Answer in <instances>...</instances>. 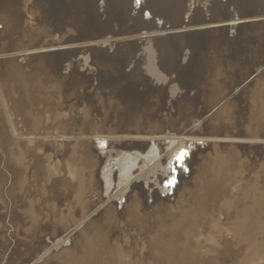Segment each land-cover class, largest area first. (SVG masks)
I'll list each match as a JSON object with an SVG mask.
<instances>
[{
    "label": "bare ground",
    "instance_id": "bare-ground-1",
    "mask_svg": "<svg viewBox=\"0 0 264 264\" xmlns=\"http://www.w3.org/2000/svg\"><path fill=\"white\" fill-rule=\"evenodd\" d=\"M27 1L0 0V46L8 50L19 48L18 52L0 55V70L3 69L6 58L13 60L21 56V60L25 61V65L21 64V67L30 63H34L39 70L47 67L49 72L60 78L59 83L65 89L75 86L86 89L95 82L97 89L108 90L102 95L103 104L108 108L123 107L130 110L150 104L149 99L156 97L160 102L167 91L178 99V105L183 106L182 108H192L201 95L202 98H208L211 104L215 103L220 96L229 92V86L234 88V68L246 56L247 45L242 47L240 44L242 53L236 54L239 47L233 36L229 35L230 29H234V36L238 35L237 41L242 40V43H250L253 37L263 40L262 47L259 46L260 52L245 58L254 59L255 56L259 65L264 64V0H102V6L95 3L99 0H30V6ZM23 6H26L24 11ZM154 17L157 18L156 21L152 20ZM33 20L38 21L37 25L34 22V30L23 28V24H31ZM49 21L53 26L48 25ZM25 31L30 33L24 47L14 39ZM51 33L60 35V38L52 37ZM63 33L70 34L64 36ZM140 35L145 38H140ZM22 47L24 48L19 52ZM65 61L68 62L65 67L67 72L61 75V66ZM79 67L82 72L78 70ZM259 67H256L258 73L253 83H249V91L256 98L264 97V85L261 91L255 93L252 90L254 83L264 79V69L260 70ZM190 90L194 92V97L188 95ZM161 92H164L163 96ZM82 97L85 98L87 107H81L79 116L72 118L80 124L87 119L89 107L94 106L92 96L82 94ZM235 104L225 101L209 121H206L208 118L191 120V123H202L204 126L202 131L195 133L192 130L195 136H189L188 133L185 136L174 133L129 134L131 132L93 134L95 132L91 130L75 135L22 134L16 130L0 90V111L7 118V126L15 137L16 148L25 149L21 152V158L26 159V163H30L36 171H40L41 177L51 182L54 188L60 184L66 187L67 194L64 197L53 189L47 200L57 199V205L67 200L66 206L71 207L70 210L78 206L80 213L79 219H74L76 222L72 229L64 235L57 231L51 239L57 235L62 236L52 244L37 241L28 254L32 256L39 250H43V254L31 264H51L52 261L59 264L72 263L76 259L73 256L78 248L92 257L96 250H100L101 245L97 249L98 244L103 242L100 237L102 228H112L118 217L122 216L139 229L144 222L142 213L146 203L152 206L154 218H162V214L169 215V211L174 208H170L171 201L168 198L187 177L182 173L181 167L185 169L195 160L198 164L199 161L202 162L198 178H191V186L182 190V193L178 192L174 199L178 205L174 211L179 215L176 214L175 219L173 217L175 222L171 225L177 228L180 224L195 221L196 216L198 219L206 218L212 213L210 210L213 204L225 196L226 190L229 188L231 193L237 186V154L242 150L260 157V160L264 159L261 154L264 153V136L227 134L224 125L219 132H208L211 120L216 119L225 124L221 115L223 112L232 113L231 109ZM179 110L182 112L181 108ZM192 113L187 111L181 115L180 120L185 126L189 123L190 116H193ZM37 150L40 152L36 153ZM193 169L194 167L191 172ZM177 178L178 183L175 184ZM1 180L2 177L0 195ZM14 187H7L5 196L10 195ZM237 187L232 194L240 198V189ZM161 190L166 193L162 194ZM257 197L252 203V211H240L229 227L219 226L220 222L212 219L214 222L208 227L212 232L204 231L198 235V245L194 252L204 253L208 250L207 246L213 249L215 237L227 234L246 241L262 238L256 247H250L239 264H264V255H255L257 249L264 250V190ZM114 198H123V204H118ZM173 206L175 207V203ZM39 208H28L26 215L21 216L24 220L20 224L34 225L40 216ZM218 212L225 213L221 205L218 206ZM217 217L220 218L218 215ZM1 222L2 232L4 227ZM74 228H78V232L71 235L72 238H67L69 246L60 245V241ZM0 241L2 242L1 236ZM5 246H8L5 242L1 244V247ZM115 249L117 253L112 256V261L118 263L123 252ZM16 254H10V261L14 260ZM29 256L19 264L27 262ZM80 260L84 261L82 257ZM108 263L114 264L110 261Z\"/></svg>",
    "mask_w": 264,
    "mask_h": 264
},
{
    "label": "rangeland",
    "instance_id": "rangeland-1",
    "mask_svg": "<svg viewBox=\"0 0 264 264\" xmlns=\"http://www.w3.org/2000/svg\"><path fill=\"white\" fill-rule=\"evenodd\" d=\"M27 2L28 6H30V0ZM95 3L101 6L103 5L102 0L95 1ZM132 5L134 6V3ZM25 7H22L23 11ZM34 11L36 12L37 10ZM37 15L38 14L36 13V17ZM143 18L146 17L144 16ZM149 19H151V17H149ZM152 20L156 21L157 18L154 17ZM253 20L254 19H252V21ZM34 22L37 25L38 21L33 20L31 24L28 22L23 24V28L26 30H34ZM42 24L48 28L44 22ZM48 25L53 26L51 21H49ZM231 25L233 24L231 23ZM67 29L70 30V28ZM29 33V31H25L23 34H18L17 36H19V38L15 37L16 39L14 40L21 46H24V43L29 39L27 38ZM69 34L63 33L64 36H68ZM229 35L233 36L232 38L234 42L236 41L235 43L239 47H237V55L242 53V47L244 45H247V50L245 51L246 56H249L250 54L253 56L258 51L260 52L261 49L259 48L263 45V40H261V38L256 39L253 37V40L250 39V43H245V41L242 43V40L237 41L239 38L238 35L237 37L234 36V29L229 30ZM59 36L60 35L58 34H52V37H55L56 39L60 38ZM140 38L145 37L144 35H140ZM240 44L242 47H240ZM24 47L20 48L21 50L19 52H21ZM0 48L1 56H5L7 53L15 51L18 52L19 49L15 48L14 50H8L2 46H0ZM246 56H243L244 58L242 57L241 60L236 63V65H238L234 68L235 71L233 70L234 88L229 86V92L222 95L223 99L222 96H220L221 98L219 99L221 100L218 99L215 103L211 104V102L207 100L208 98H202L203 95H201L197 98V102L194 106H192V108H182L183 106H179L178 99L175 98V96L169 91H167L164 98L160 97V102H158V97L150 98V102H148L150 104H143V107L141 106L130 110L123 107L117 109L108 108L104 106V98L102 96L105 92H108V90L103 88L97 89L95 82H93L92 85L86 89L81 86L65 89L59 83L61 81L60 78L49 72L47 67L39 70L35 68L34 63L21 67V64L25 65V61L21 60V56L13 60H8V58H6V63L4 62L3 69L0 70V90L6 102L10 117L14 122V126L16 127V130L22 134L38 133L46 135H75L80 134L82 131L91 130L95 132H92L93 134H104L105 132H131L129 134L137 133L152 135L153 133H174L185 136L188 133L190 134L189 136H195L196 131H202L204 126L202 123L201 125L197 122L191 123V120L199 118H204L206 120L208 118L206 121H209L219 107L225 103V101L226 103L231 101L233 104L236 103L233 105V109H231L232 113L223 112V115H221V119L225 122V124L222 121L219 123L216 119L213 121L211 120L212 122H209L210 125L207 129L208 132H219L224 125L226 127L225 133L227 134L233 133L237 136L252 135V137H256L257 135L264 136V97H253L254 95H252V91H249V83L250 85L253 83V80L258 73V71H256V67L260 66L259 69L261 68L260 70H262L264 69V64L259 65V61H257L255 56L254 59H246ZM67 63L68 62L65 61L62 64L60 70L61 75L67 72L65 69ZM78 70L82 72L81 67H79ZM258 81V83H254L252 86V90L255 93L256 91H261V88H263L262 85H264V79H260ZM193 91L190 90L188 95L194 97L195 91ZM82 94H84V96H92L91 98L94 100V106L89 107L88 110L90 112H87L86 114L87 119L80 124L72 118H77L79 116L81 107H87L86 100L82 97ZM160 94L163 96L164 92H161ZM180 108L182 109V112H180ZM234 109L236 110L234 111ZM184 111L185 113L187 111H192L194 113H192L193 116H190L191 118L189 119L187 126H185L180 120L181 115L185 114ZM6 120L7 118L5 119L4 115H2V112L0 111V177H2L1 181H3L1 184L2 194L0 195V222L2 221L1 224L4 227L2 232L0 231L2 239V242L0 241V243L3 245L5 242V244L8 245L7 247H1L0 244V264H19L22 259L28 257L29 255L30 256L27 262H24V264H31L32 262L35 263L38 258L42 257L43 254V250H39L32 256L31 254H28L31 249L33 250L37 241L39 242L43 240L46 241L48 245L52 244L56 241V239L60 238L72 229L76 222L74 219H79L80 213H78L77 210L78 206H75L73 210H70L71 207H68L65 204L67 203V200H63L62 202L64 203L61 202L60 205H57V199L47 200V197L52 194L51 190L53 189H55L61 197H64V195L67 194L66 187L63 184H60L58 187L54 188L51 182L44 180L41 177L39 173L40 171H36L30 163H26V159L21 158V152L25 149L19 150V148H16L14 143L15 137L12 132H9L11 129L7 126ZM190 129L191 131L195 130V133L193 131L191 132ZM39 152L40 150L36 151V153ZM18 153H20V156H18ZM36 153L35 155H38ZM261 154L264 155V153ZM236 160L239 165L236 168L235 173L237 176L235 179L236 185L238 186L236 187L240 189V198H237L236 194H232L236 187L233 191H231V193L228 188L225 196L217 203L213 204L210 210L212 213H209L206 218L198 219L196 216L195 221L192 220L191 223L180 224L177 228L171 225L175 222L173 217L175 219L176 214L177 216L179 215L177 211H174L178 205L174 199L177 194L182 193V190L191 186V181L198 178V172L202 162L200 163L199 161L198 164L196 160L192 161L191 165L185 169L184 167H181L182 173L186 175L189 180H187L188 178L186 177L184 182L177 186L175 193L173 192L170 194L168 198L171 201L170 208L174 209L169 211V215L166 216L162 214V218H154L152 214V206L146 203L144 205V212L142 213L144 222L139 229L131 225L127 219H124L125 217H118L116 224H113L112 228H102L100 237L103 242L101 241L102 243L98 244L97 249L100 245L101 246L99 247L100 250H96V254H92L93 256L91 257V254H88L83 250L81 252L80 248H78V252L74 251L75 256L73 257L76 258L75 261L72 263L68 262L67 264H110L108 263L109 261L114 263L112 261V256L117 253L115 248H117L120 253L121 251L123 252V257L120 261H118L119 264H239L244 255L250 251V247H256L260 243L259 239L262 238H253L246 241L242 238L235 237L232 234H227L226 236L221 237L213 236L215 237V243L212 245L213 249H210L209 246H207L208 250L204 253L200 252V254L197 252V254L196 251L194 252V248L198 245L196 242L198 240V235L204 231L208 233L211 230L212 232V229L208 227H210L214 221H219L221 223H219V226L229 227L232 225L235 216L240 214V211H252V203L256 198H258L257 196L261 195L262 190H264V159L260 160V157L245 153L241 150V152L237 154ZM205 163L208 164V161L205 160ZM192 167H194V169L191 172ZM136 179L137 178L135 177L134 180ZM174 183H178V178L174 181ZM11 185L15 186L14 190L10 195L8 194V196H5V189H8ZM164 191L165 190H161L160 192L165 194L166 191ZM123 192L127 191L123 190ZM185 197L187 198V196ZM49 200L50 202H48ZM116 201L118 204H123L122 202H124V199L119 198L116 199ZM172 203L173 205L175 203V207ZM219 205H221L225 213L218 212ZM33 206L41 208V210L39 208L40 216L38 221L34 225H29L24 221L23 223L26 224L24 226L21 225V222L24 220L22 217L26 215L25 211H28ZM16 213L17 215L20 213L18 217L21 219L17 217ZM217 215L220 218H218ZM64 216L65 218H63ZM212 219L214 221H212ZM17 222H19V224ZM20 226H23V229ZM78 228H74L69 233L70 235L68 234L64 237L61 240L62 242L60 241L59 244L62 246H69V240L67 238H72L71 235H75L76 232H78ZM57 231H61L62 235H57L56 238L51 239L52 237H55ZM169 242L176 244L178 247L180 245V248L176 247V245L172 243L169 244ZM103 244H106L105 247H103ZM31 245H33L32 248ZM75 245L78 244L76 243ZM170 246L174 247L171 248ZM8 247L9 249H7ZM106 248H108V250ZM257 250L258 251H256L255 255H264V250ZM79 251L81 253H79ZM14 252L18 255L16 254L14 256V260L12 259L10 261L9 258ZM81 257L84 260L82 262L80 260ZM34 259L37 260L33 261ZM126 261L129 262L127 263ZM118 263L116 262L114 264ZM51 264L59 263L52 261ZM64 264H66V262Z\"/></svg>",
    "mask_w": 264,
    "mask_h": 264
},
{
    "label": "snow or ice",
    "instance_id": "snow-or-ice-1",
    "mask_svg": "<svg viewBox=\"0 0 264 264\" xmlns=\"http://www.w3.org/2000/svg\"><path fill=\"white\" fill-rule=\"evenodd\" d=\"M181 155H183V153H181ZM178 159H179V157H178ZM171 183V182H170Z\"/></svg>",
    "mask_w": 264,
    "mask_h": 264
}]
</instances>
